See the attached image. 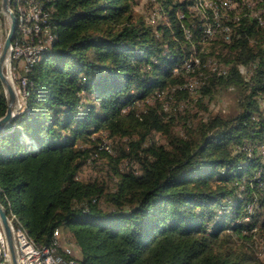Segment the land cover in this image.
<instances>
[{"label":"trees","instance_id":"obj_1","mask_svg":"<svg viewBox=\"0 0 264 264\" xmlns=\"http://www.w3.org/2000/svg\"><path fill=\"white\" fill-rule=\"evenodd\" d=\"M42 1L55 39L22 71L27 94L0 131V200L13 223L42 247L68 230L80 253L58 252L80 264H264V9L225 16L213 2L223 27L205 39L216 21L206 0H152L155 22L134 14L138 0ZM231 87L236 114L152 139L175 118L167 101ZM6 110L0 80V117ZM101 131L126 135L129 149L114 157L83 143ZM106 155L113 189L79 178Z\"/></svg>","mask_w":264,"mask_h":264},{"label":"rangeland","instance_id":"obj_2","mask_svg":"<svg viewBox=\"0 0 264 264\" xmlns=\"http://www.w3.org/2000/svg\"><path fill=\"white\" fill-rule=\"evenodd\" d=\"M212 2H217V0H211ZM210 0L206 2H211ZM260 5L258 0H230V6L227 5V0H219L217 3H222V6L227 8H221V11L225 14L231 15H238L244 12L254 13L258 15V12L264 9V0H260ZM152 0H138V3L134 7V14L137 17H143L145 20L149 22H155L159 20L160 13H153V5ZM1 3V0H0ZM221 11L218 7L215 10V17L216 19L220 20ZM10 18L3 13L2 9L0 11V51L2 49V45L5 41L7 33L10 28ZM222 24V22H221ZM208 64L215 66H219V62L217 61L218 58L216 57H209ZM25 61L19 62L16 69L11 71L10 64H11V57L10 60L6 63L5 71L8 70L10 72L11 77L13 78L17 90L19 92V97L22 101L23 92L22 88L18 84V77L22 75L23 67ZM6 71V72H8ZM17 76V78H16ZM191 80L194 81L195 85L198 86L199 83L201 85V80L198 78H192ZM191 81V82H193ZM240 98L241 94L240 91L234 87L219 89L214 95L207 96V97H200L199 93L195 91L190 99L180 98V99H171L167 101L164 105V113L165 118L171 119L172 116V125L167 133H163L160 131H154L151 135L152 139L160 144H167L171 137L175 135H183L185 134L186 126L187 125H194L199 123L200 121H206L210 117L215 115H223V116H231L239 112L241 109L240 106ZM153 102L151 99L147 102H142L139 104L140 108H145L148 104ZM264 104V103H263ZM97 136H101L102 140H100ZM100 141H99V140ZM128 138L126 135L123 134H109L106 131L96 132L91 134L90 140H83V143L86 145L91 144H102L103 147L109 145L110 146V153L111 155L120 156L123 149H129ZM102 142V143H101ZM128 160L124 159L121 162V169L126 170L128 169ZM79 178L85 181H100L105 182L109 189H113L115 187V182L118 180V177L113 174V170L110 164V156H102L92 162L90 159L88 164L80 171ZM13 223V221H12ZM1 226V222H0ZM2 228V226H1ZM3 230V229H2ZM60 235L58 237V244L59 248H64L66 251L69 249L70 254L78 257L80 253L79 247L72 241L68 230H61ZM256 240L259 243V254L261 258L264 259V232L263 235L257 234ZM10 262V254L9 260Z\"/></svg>","mask_w":264,"mask_h":264},{"label":"bare ground","instance_id":"obj_3","mask_svg":"<svg viewBox=\"0 0 264 264\" xmlns=\"http://www.w3.org/2000/svg\"><path fill=\"white\" fill-rule=\"evenodd\" d=\"M206 1L203 4L201 3L202 4L201 6H210L213 8L215 12L218 5L213 2H206ZM22 4L25 9L32 10L33 13L36 15V19H38L39 21L38 31H40V33H34V41H37L38 48H42L39 50V52L33 51V50H25V58H28V60L24 63V70H27L28 72V70L31 68V65H34V63L39 59L43 50L53 42V40L55 39V33H53L51 30L53 26L50 27V18L52 15V11L51 9L46 8L44 6V2L42 0H11V7L17 17V31H16V36L13 40L12 53H11L12 56H19L20 51L24 50V41L20 33V30H23V27L25 26V15L22 10ZM241 15H238V17ZM218 23H221V21L216 19L214 23L208 24L207 27L210 29H217ZM207 27L205 30V36H204L205 39L215 36V33L217 32V30H213V32L207 33ZM41 34L46 35V38H47L46 47H45V39L41 38ZM190 67L191 66L186 67V68L189 69ZM24 78L27 79V76L24 75ZM23 94L24 95L27 94L26 89L24 90ZM13 217L16 218L17 216L13 215ZM23 222L24 221H22V223ZM22 223L19 221L16 224L13 223V229H14V232L18 235V238L23 241V243L26 245L28 250H44V254H37V264H53V262H47L45 254L50 255V256H62L58 252V249H59L58 241L59 240H58L56 233L54 234V241L52 245L49 247H42L38 245L32 237H30L29 235L30 233L28 234L27 230L24 228V225ZM2 260L3 262H0V264H9V261H8L9 253H2ZM64 260L67 261L69 264H80V262L75 259L64 258Z\"/></svg>","mask_w":264,"mask_h":264},{"label":"water","instance_id":"obj_4","mask_svg":"<svg viewBox=\"0 0 264 264\" xmlns=\"http://www.w3.org/2000/svg\"><path fill=\"white\" fill-rule=\"evenodd\" d=\"M1 9L10 18V28L0 51V80L4 87L7 98V110L0 117V131L5 130L6 126L14 119L22 106L19 92L10 72L5 71L6 63L10 60L12 53L13 40L17 31V17L11 7V0H1ZM0 222L3 233L8 242L10 262L9 264H20L19 251L16 243L13 223L8 215L7 209L0 200Z\"/></svg>","mask_w":264,"mask_h":264},{"label":"built area","instance_id":"obj_5","mask_svg":"<svg viewBox=\"0 0 264 264\" xmlns=\"http://www.w3.org/2000/svg\"><path fill=\"white\" fill-rule=\"evenodd\" d=\"M227 5L230 4V0H227ZM231 7V6H230ZM22 10L25 15V26L23 27V30H20V33L22 35V39L24 41V50L20 51L19 56H12L11 55V64L10 68L11 71L13 69H16V66H18L19 62L21 61H27L28 58H25V50H33L39 52L40 49L37 47V41H34V33H40L38 31V19H36V15L33 13L32 10L25 9L23 4H22ZM221 23H218L217 29H210L207 27V33L213 32V30H218L221 28ZM225 30H228V27L225 28ZM41 38L45 39V47H46V35L41 34ZM198 58H190L188 61L184 64V67H189L195 65V60ZM24 70V67H23ZM17 78V76H16ZM18 79V84L22 88V92L24 93L25 86L27 84V79L24 78V75L22 74ZM264 151V146L262 147ZM254 203H252L250 208H253L254 211ZM15 233V232H14ZM57 237L60 235V230L55 231ZM15 238H16V243L19 251V261L20 264H37V254H44V250H28L26 245L23 243L22 240L18 238V235L15 233ZM67 251H70L69 249ZM2 253H9V247H8V242L5 238V235L3 233V230L0 226V262H3L2 260ZM46 260L47 262H53V264H69L67 261L64 260L63 256H50L46 255Z\"/></svg>","mask_w":264,"mask_h":264}]
</instances>
